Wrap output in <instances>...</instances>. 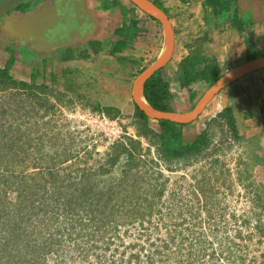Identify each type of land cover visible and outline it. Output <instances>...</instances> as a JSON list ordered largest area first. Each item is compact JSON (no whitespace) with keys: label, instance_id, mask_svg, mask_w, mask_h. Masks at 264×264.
<instances>
[{"label":"rangeland","instance_id":"374dc122","mask_svg":"<svg viewBox=\"0 0 264 264\" xmlns=\"http://www.w3.org/2000/svg\"><path fill=\"white\" fill-rule=\"evenodd\" d=\"M193 20H189L192 32L188 38L183 37L184 43L192 42L200 35V27L203 28L201 21L204 19L199 16ZM59 97L62 101L56 102L55 97L50 96L49 101L54 108L42 117L44 108L37 112L32 109L35 108L32 99L37 103V98L21 91L12 94L0 89V205L6 206L9 218L14 216L18 205L25 206L27 203L25 196L22 201L18 198L19 187L24 195L33 193L27 186L40 181V176L35 174L49 164L50 157L65 152L62 158H72L59 164L64 171L95 168L105 161L109 146L117 139L125 134L138 137L134 106L120 102L121 114L116 119H110L87 106L85 101H79L76 96ZM121 98L117 97L115 101ZM177 106L180 109L184 105ZM29 110L32 113H27ZM210 118L214 117L202 116L198 132L206 127L204 122ZM152 125L157 126V121H152ZM214 130L209 149L198 158H191L189 163L174 162L172 169L159 158L157 148L143 139L144 149L139 156L141 165L127 176L126 190L134 194L142 193L140 199L144 211H147V204L155 200L152 214L147 212L145 216V225L139 224L140 219L128 224L125 217L126 223H121L117 231L121 240L114 235L116 241L112 246L107 250L102 247L97 249L100 256L91 255V263H83L77 253L74 259L58 252L49 255L48 263L117 264L113 262L116 259L122 264L118 257L120 252L126 250L127 257L143 246L144 253L150 249L152 241L157 240L159 244V237L165 238L177 229L178 233L190 234L204 241L202 244L195 243L191 248L192 264H264V164L257 166V157H264V151L258 148L264 140L258 143L259 136L253 141L244 136V139L236 141L228 127L222 132L214 125ZM11 145L14 147H9ZM76 155L78 159L74 158ZM124 161V157L121 158L112 172L100 178L122 177ZM257 167L260 169L257 170ZM29 175L35 178H24ZM103 185L101 181L98 188ZM164 185L165 193L154 197V187L159 190ZM47 188H51V183L36 189L35 196L48 193L50 189ZM130 198L129 195L126 201ZM120 200V197H115V201ZM60 223H56L58 227L54 226L51 232H57ZM122 241L124 246L120 244ZM118 244L120 251L115 254ZM5 259L8 260V256Z\"/></svg>","mask_w":264,"mask_h":264},{"label":"crops","instance_id":"0c3cea01","mask_svg":"<svg viewBox=\"0 0 264 264\" xmlns=\"http://www.w3.org/2000/svg\"><path fill=\"white\" fill-rule=\"evenodd\" d=\"M151 1L160 2L167 10L175 31L173 55L163 67L173 93L174 112H190L210 88L200 81L180 85L179 63L191 49L187 44L200 42L192 47L201 46L205 58L217 59L223 74L248 61L251 51L264 56V0H222L230 3L231 10L244 19L243 24L219 18L213 7L206 6L207 0ZM12 6L0 18V67L11 64L10 72L19 80L31 82L36 77V83L44 82L52 95H81L103 107L120 109V102L134 106L136 78L165 50L162 24L130 0H13ZM199 16L204 19L200 35H192L193 41L184 43L183 37L192 32L189 20ZM246 91L254 103L249 102ZM117 97L122 98L115 101ZM178 104L184 106L178 109ZM228 106L240 135L253 141L264 133L260 114L264 69L233 82L213 97L199 118L184 126L186 142L196 141L203 115L216 117Z\"/></svg>","mask_w":264,"mask_h":264},{"label":"trees","instance_id":"16d2710c","mask_svg":"<svg viewBox=\"0 0 264 264\" xmlns=\"http://www.w3.org/2000/svg\"><path fill=\"white\" fill-rule=\"evenodd\" d=\"M155 4L167 13L160 2L155 1ZM206 6L213 7L214 12L221 19L229 20L235 24L244 23V19L238 17L235 11L231 10L230 3L222 0H207ZM194 43L199 44L200 42L195 41ZM193 44H187V47L191 48L190 53L179 63L178 81L181 86H190L198 81L211 86L222 77L223 72L217 59L205 58L201 46L192 47ZM257 55L256 51H251L247 60H252ZM10 69L11 64L0 67V89L10 91L12 94H19L21 91L27 93L28 96L37 98V103L32 99L35 106L32 109L37 112L44 108L42 117L47 116L54 108V104L51 105L49 101L53 92L44 82L37 84L36 77H33L31 82L15 78ZM246 93L248 92L246 91ZM144 95L155 109L173 111L171 105L173 93L163 68L156 71L146 82ZM52 96L58 102L62 101L59 96L63 98L68 95L57 93ZM71 97L73 96L71 95ZM76 98L79 101L86 100L87 106L106 114L110 119H116L121 114L119 108L103 107L100 103L92 104L91 98L81 95ZM249 102L254 103L251 94H249ZM134 106L135 124L138 130L137 138L125 134L117 139L109 146L105 154V161L95 168L84 167L81 170H72L71 168L64 171V168H60L59 164L72 158H62L65 152L55 154L56 156L50 157L49 164L42 167L41 172L35 174L40 176V181L27 186L33 193L24 195L19 187L18 198L22 201L25 196L28 204L18 205L12 218H9L6 206L0 205L1 264H49V255L57 252L65 254L66 257L69 255L74 259L75 253H77L83 263L87 261L91 263V255L96 258L100 256L97 249L101 247L104 250L109 249L116 241L115 236L121 240L117 231L121 227V223H126L125 217L128 218V224L140 219L139 224L144 226L145 216L147 212L149 215L152 214L153 201L155 200L150 201L146 206L147 211H144L142 210L143 202L140 199L143 197L142 193L134 194V192L126 190L127 176L141 165L139 156L142 155L144 149L143 139L157 148L159 158L168 168L172 169L174 162L189 163L191 158H198L211 147L215 135L214 125L218 126L222 132L228 127L236 141L245 138L239 134L233 109L229 106L219 112L216 117L208 120L206 127L201 132H197L196 141L187 145L183 142V128L186 124L156 120L157 126L154 127L152 121L155 120L150 119L135 103ZM29 112L32 113L30 110L27 111V113ZM260 114L264 125V106H262ZM261 140H264V133L259 135L257 142ZM9 147L13 148L14 145ZM260 149L264 150V147H260ZM86 152L88 151L86 150ZM16 155L19 156L18 153ZM123 157L125 167L122 169V177L100 178L112 172ZM74 158L78 159V155ZM257 158L259 164H264V157ZM31 177L34 176H24L25 179ZM101 181L104 182V185L98 188ZM48 182L51 183V188H47L50 189L49 192L35 196L36 189L42 188ZM154 188L157 189V186ZM156 189L153 192L154 197H161L165 193V185L159 190ZM122 193L125 195L120 196ZM129 195L131 198L126 201ZM115 197H120L122 201H115ZM118 216L121 218H117ZM59 221H61L60 229L57 232H51L54 226L58 227L56 223ZM45 231L46 233H44ZM111 232L113 234L110 235ZM158 240L159 244L156 243L157 240L152 241L150 249L144 253L143 246H141V250L133 252L127 257L125 256L126 250L120 252L119 261L122 264H170L173 261L174 264H192L193 252L191 248H194L195 243L202 244L204 242L201 238H195L190 234L178 233L177 229L175 233L171 231L168 236L159 237ZM120 244L125 245L123 241ZM118 246L119 244L114 250L115 254L120 251ZM5 256H8V260L5 259ZM59 256H57V260ZM4 259L5 261H3ZM113 262L119 264L116 259H113Z\"/></svg>","mask_w":264,"mask_h":264},{"label":"water","instance_id":"95a60500","mask_svg":"<svg viewBox=\"0 0 264 264\" xmlns=\"http://www.w3.org/2000/svg\"><path fill=\"white\" fill-rule=\"evenodd\" d=\"M138 8L145 11L151 17L158 20L165 29L166 40L165 50L163 54L144 70L135 80L133 85V100L134 103L152 120H169L179 124H190L197 120L201 115L204 108L221 90L232 84L233 82L257 71L264 69V56L248 60L234 68L228 70L223 76L218 79L209 90L204 94L202 98L196 103L194 108L190 112L179 113L174 111H161L155 109L149 104L144 95V88L146 82L154 75L156 71L163 68L171 59L175 48V31L170 21L169 15L158 5L151 0H130ZM13 0H5L0 2V18L9 13L13 8ZM197 137L195 136V139ZM185 145L192 144L186 142L183 137Z\"/></svg>","mask_w":264,"mask_h":264},{"label":"built area","instance_id":"2783aa9c","mask_svg":"<svg viewBox=\"0 0 264 264\" xmlns=\"http://www.w3.org/2000/svg\"><path fill=\"white\" fill-rule=\"evenodd\" d=\"M104 116V115H103ZM105 117V116H104Z\"/></svg>","mask_w":264,"mask_h":264},{"label":"bare ground","instance_id":"6f19581e","mask_svg":"<svg viewBox=\"0 0 264 264\" xmlns=\"http://www.w3.org/2000/svg\"><path fill=\"white\" fill-rule=\"evenodd\" d=\"M163 50V49H162Z\"/></svg>","mask_w":264,"mask_h":264}]
</instances>
